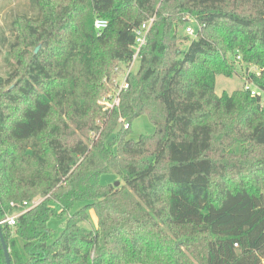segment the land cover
Listing matches in <instances>:
<instances>
[{
    "label": "trees",
    "instance_id": "1",
    "mask_svg": "<svg viewBox=\"0 0 264 264\" xmlns=\"http://www.w3.org/2000/svg\"><path fill=\"white\" fill-rule=\"evenodd\" d=\"M65 1L43 15L32 0L39 15L12 21L10 56L16 19L40 27L41 48L0 74V219L11 202L43 198L1 224L11 264H264V104L244 88L264 91V0ZM97 17L108 21L100 33ZM150 17L138 69L106 110L98 100ZM192 18L202 28L189 39L179 30ZM8 43L0 36V58ZM235 62L255 69L216 94ZM142 114L154 132L128 137L118 118ZM104 172L122 183L101 184ZM80 201L48 245L52 203L62 215ZM89 208L97 229L76 236Z\"/></svg>",
    "mask_w": 264,
    "mask_h": 264
},
{
    "label": "rangeland",
    "instance_id": "2",
    "mask_svg": "<svg viewBox=\"0 0 264 264\" xmlns=\"http://www.w3.org/2000/svg\"><path fill=\"white\" fill-rule=\"evenodd\" d=\"M68 3L65 0H40L41 10L43 15H50L53 6L56 8L57 4L64 5ZM26 15L28 17H37L39 15L38 7L32 3V0H0V36H7L9 43L7 47L3 49V54L0 58V74H5L9 67V62H14L16 58H20L23 62L26 61L28 55L34 52L35 48L38 47L36 52L40 51L41 42L37 41L38 35L41 31L34 32L35 29L40 30L35 23L29 21H24L22 19H16L15 22V32L18 34L21 44L16 47L12 53L9 55V44L14 40V32L11 30L12 21L17 18ZM195 27L194 22H187L182 28H180L179 33L183 36H188L189 39L196 38L194 35H189L186 33L185 28L190 25ZM189 41L182 40L180 47L184 50L187 48ZM138 61L134 62L131 68L132 72L138 69ZM123 71L118 76V80L122 81L124 78L128 65L126 63H121ZM236 68L232 76L227 77L224 75H217L215 79V92L221 95L223 92L231 93L235 89L243 88L245 71L254 70L253 64H245L241 62H235ZM16 113V111H14ZM119 127V125H118ZM155 130L154 124L147 115H139L130 121V128L128 130V137L136 139L140 134H151ZM239 145L235 146V150H239ZM119 181L118 185L122 183L119 176L113 172H104L99 176V182L101 184H114ZM43 199L42 196H36L32 200L39 201ZM84 203L82 201L76 202L73 209L68 212H63L62 215H58L61 208L57 202L52 203L55 213L51 212L48 220V228L50 231V236L47 240L48 245L54 244L57 238L60 236L61 232L66 227L68 219L71 217V212H76L78 209L82 208ZM86 219L81 220L82 213L75 215V219L78 221V225L73 227V233L76 236L91 235L96 231L97 226V215L95 210L89 208L86 210ZM81 227V228H80ZM56 248H62L61 246Z\"/></svg>",
    "mask_w": 264,
    "mask_h": 264
},
{
    "label": "built area",
    "instance_id": "3",
    "mask_svg": "<svg viewBox=\"0 0 264 264\" xmlns=\"http://www.w3.org/2000/svg\"><path fill=\"white\" fill-rule=\"evenodd\" d=\"M191 22H194L195 27L188 25L185 28V31L189 35L196 36L197 33L201 30L202 25L197 22L195 19H191ZM189 21V22H190ZM154 22V17H150L147 20L141 22L135 29H134V39L133 43L131 44V57L128 61L127 65V72L122 79V81L118 80V77L114 79V86L107 94H104L99 100L98 103L106 110H111L119 105L120 102V93L123 89L128 87V82L126 80L127 76L132 73L131 68L134 62L138 61L140 58V53L142 48L146 45L148 34L151 28V25ZM94 28L97 33H100L108 24L107 19L104 18H95L94 20ZM240 56H237L239 59ZM123 71V69H122ZM121 71V72H122ZM121 72L119 74H121ZM119 76V75H118ZM244 88L249 91L251 96L258 97L262 104H264V91H262L258 86L254 85L253 83H249L248 81L245 82ZM118 121L121 123L124 129L129 128V123L124 121L122 117L118 118ZM40 201V200H39ZM39 201H23L21 204H14L11 202L12 206H15L16 209L9 214H6L3 218L0 219V224H8L9 226H14L16 223V218L19 214L23 213L27 208L36 205Z\"/></svg>",
    "mask_w": 264,
    "mask_h": 264
},
{
    "label": "water",
    "instance_id": "4",
    "mask_svg": "<svg viewBox=\"0 0 264 264\" xmlns=\"http://www.w3.org/2000/svg\"><path fill=\"white\" fill-rule=\"evenodd\" d=\"M38 49V47L35 48L34 52H36ZM119 181H116L114 183V185H118ZM0 243L3 249V253H4V258H5V263L6 264H11L10 262V257H9V253H8V248H7V244L4 240L3 234H2V228H1V224H0Z\"/></svg>",
    "mask_w": 264,
    "mask_h": 264
}]
</instances>
